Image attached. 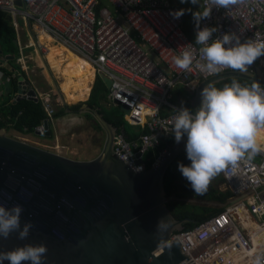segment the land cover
Returning <instances> with one entry per match:
<instances>
[{"label":"built area","instance_id":"1","mask_svg":"<svg viewBox=\"0 0 264 264\" xmlns=\"http://www.w3.org/2000/svg\"><path fill=\"white\" fill-rule=\"evenodd\" d=\"M107 2L0 0V10L10 14L16 31L22 18L35 33L64 45L93 65L95 74L107 82L108 100L127 105L129 112L124 113V119L141 131L132 140L117 132L119 141L114 151L132 164L131 168L143 170L150 159L147 152L171 135L167 130L176 115L174 109L181 107L178 99L190 98L197 82L209 76L195 66L188 71L175 66L173 56L191 45L199 58L200 46L185 35L182 16L171 15L179 9L170 0ZM204 6L212 11L200 27H216L213 39L236 33L242 42L249 38L264 40V0H243L229 10L200 0L201 11ZM193 31L196 35L195 27ZM38 47L44 52V47ZM254 64L264 67V57ZM43 94L38 98L45 117L33 128L40 137L46 133L42 120L50 119L54 111L51 100ZM165 149L154 156L150 167L158 163ZM259 155L250 162H240L236 170L230 167L221 173L229 191L221 211L190 230L170 235L169 239L179 243V251L195 264H249L248 253L254 248L264 249V152Z\"/></svg>","mask_w":264,"mask_h":264},{"label":"water","instance_id":"2","mask_svg":"<svg viewBox=\"0 0 264 264\" xmlns=\"http://www.w3.org/2000/svg\"><path fill=\"white\" fill-rule=\"evenodd\" d=\"M3 56L12 58L0 49V60ZM14 74L15 99L37 100L29 79L18 70ZM231 77L264 84V68L253 64L247 73L230 69L199 80L190 99L194 111L209 81ZM60 94L61 104H69ZM120 109L129 112L124 103ZM65 110L71 111L69 107ZM78 111L91 112L105 133L100 152L91 159L59 155L9 137L0 127V203L9 208L21 205V226L28 221L33 224L24 240L17 232L0 238V251L42 243L48 249L43 264H195L179 251L175 238L169 239L172 233L182 231L183 223L192 221L188 217L175 219L164 202L163 188L164 172L185 149L186 136L179 144L175 140L168 144L156 165L137 172L114 151L118 131L98 108L83 102ZM42 126L48 136V120L43 119ZM161 218L168 225L164 239L173 241V247L156 254L160 235L156 226Z\"/></svg>","mask_w":264,"mask_h":264},{"label":"clouds","instance_id":"3","mask_svg":"<svg viewBox=\"0 0 264 264\" xmlns=\"http://www.w3.org/2000/svg\"><path fill=\"white\" fill-rule=\"evenodd\" d=\"M242 2L243 0H208V3L226 10ZM180 3L197 5L200 0H180ZM185 11L179 9L171 12V15L179 18ZM211 11V7L204 6L203 11L192 12L196 28L195 44L200 46L199 58L197 49L189 45L172 57L175 66L185 71L195 66L208 76H214L225 69L247 73L257 59L264 56V40L249 38L242 42L236 33H225L222 37L213 39V33L218 30L216 27H200L202 20L210 18ZM95 76L96 74L94 81ZM200 97V106L195 111L184 107L183 103L180 108L174 109L176 115L171 129L167 130L174 135L177 144L185 136L187 138L185 152L190 164L178 163V170L197 196L203 195L211 181L222 172L230 167L236 170L240 162H250L264 152V143L258 140L264 129V87L259 82L253 81L247 85L234 78L218 88L214 81H209L202 88ZM51 119H47L48 129ZM134 170L139 172L142 168L136 167ZM23 211L19 204L9 208L0 203V238L7 239L13 232H17L21 240L29 236L33 224L28 221L21 226ZM156 227L160 234L156 254L165 249L170 251L173 241L164 239L163 236L168 227L165 219L161 218ZM47 251V246L42 243L17 246L12 250L0 251V264L4 261L9 264H43ZM248 255L249 264H264V249L254 248Z\"/></svg>","mask_w":264,"mask_h":264},{"label":"trees","instance_id":"4","mask_svg":"<svg viewBox=\"0 0 264 264\" xmlns=\"http://www.w3.org/2000/svg\"><path fill=\"white\" fill-rule=\"evenodd\" d=\"M171 5L178 9H185L184 15H182V28L185 35L189 39L195 41L194 27L195 22L192 17V12L201 11L198 5H192L191 3L181 4L180 0H170ZM191 9V11H187ZM17 37L16 28L12 22V18L9 13L4 10H0V49L3 54L12 55L11 59H7V64L10 68L1 67L2 72L7 76L8 84L11 90L7 92V98L0 99V127L5 129L12 128L19 132L32 133L33 128L38 125L40 120L45 117V113L40 104V100H32L27 97L21 99H14V94L17 91V79L14 74L15 70H18L25 76V71L21 68L17 59L20 57L19 46L15 43ZM38 42L46 45L48 42H52L51 38L38 34ZM66 57L65 61L63 60ZM52 73L59 80V86L66 101L74 102L71 104H56L54 111L51 114V118L59 117L67 113L65 107H69L71 111L78 112V107L83 103H87L91 107H96L103 114L105 119L112 123L116 127L118 132H121L126 139H135L141 132L139 128L129 126L124 119L123 112L119 105L108 103L107 98V82L100 75L96 74L94 81L95 70L87 60L79 55H74L64 45L60 43L55 44L54 52L52 55L44 57ZM77 67H84L81 72L76 71ZM26 77V76H25ZM237 79L241 84L250 85L251 81L241 77L224 78L218 81H214L216 87H222L224 83H230L232 79ZM94 81V83H93ZM80 89H76V84H80ZM93 83V86H91ZM91 86V88H90ZM90 89V91H89ZM82 90V91H81ZM179 91V90H177ZM89 92V94H88ZM85 100L83 99L87 96ZM174 100V98H172ZM187 107L189 110L194 111V106L190 101V98L181 96L177 104ZM87 118L93 119V114L89 111L83 112ZM10 126V127H9ZM94 126L101 129V126L97 121L94 122ZM49 135H50V130ZM264 132V130H261ZM174 135L171 134L167 138H163L159 145L147 152V156L150 158L146 161V167L149 168L154 156L158 155L159 151L165 149L168 144L174 141ZM262 143H264V135L258 137ZM256 157L260 158L258 154ZM178 163L189 165L190 161L186 157L185 149L177 154L174 159L167 166L163 176V188L165 198L170 195H174L179 198L194 196L199 198H206L210 200H218L226 203L229 192L228 190L220 191L217 189H207L203 195H195L191 189L189 182L181 175L178 170ZM223 179V178H222ZM224 180V179H223ZM170 213L176 220L190 219L189 223H183L182 231L192 229L196 224L203 222L207 217L215 212H219L223 209L224 205L219 207H208L205 205H198L192 203H185L178 200H170L165 202Z\"/></svg>","mask_w":264,"mask_h":264},{"label":"rangeland","instance_id":"5","mask_svg":"<svg viewBox=\"0 0 264 264\" xmlns=\"http://www.w3.org/2000/svg\"><path fill=\"white\" fill-rule=\"evenodd\" d=\"M102 1L104 4H109L107 0ZM18 22L21 26L20 31H24L25 33L24 41L31 39L30 36L28 37L27 22L24 21L22 18H19ZM23 52V55H25L23 56L25 66H21V68L25 71V76L27 79H29L31 86L33 88L35 87L34 89L37 90L39 93H44L43 95H47L52 102L53 108H55L56 104L61 105V89L59 86L58 78L55 76L54 73H52L51 70L47 69L45 64L42 63L39 59L38 55L36 61H34V57L36 55L33 54L34 57L32 56L31 58V54L28 52V50L24 49ZM41 53H38L39 56H41ZM151 56L153 57V55ZM65 59L66 57H64L63 60L65 61ZM17 61L20 63V65H23V61L19 59H17ZM83 68L84 67H77L75 70L81 72ZM75 86L78 90L81 87V83L76 84ZM58 88L60 91L58 90ZM85 98L80 100H84ZM77 101L67 102L71 104ZM94 122V118H87V116L83 112L70 111L60 118L55 119L54 117V119L51 120L49 125L50 135L48 136L40 137L38 136V134H34L33 132H19L12 128L6 129V135L18 140L25 141L29 144L35 145L42 149H46L48 151L53 150L52 152L55 151L54 153H57L59 155H63L72 159L79 158L78 160H86L94 158L98 155L105 137L104 130L94 126ZM257 158L258 157H255L254 159ZM222 178V174L216 176L211 181L208 189L212 188L224 191L225 183ZM228 199L226 203L228 202ZM170 200H178L185 203L205 205L208 207H219L225 204L223 203V201L213 199L210 200L194 196L179 198L174 195H170L169 197L165 198L164 202Z\"/></svg>","mask_w":264,"mask_h":264},{"label":"crops","instance_id":"6","mask_svg":"<svg viewBox=\"0 0 264 264\" xmlns=\"http://www.w3.org/2000/svg\"><path fill=\"white\" fill-rule=\"evenodd\" d=\"M197 5L200 7V4H197ZM20 29H21V26L19 28V31H16L17 32L16 39H17V44L19 46V51L22 54L20 56L21 58L20 57L18 58L19 60L23 61L22 62L23 65H21V66H25L24 59H23V56H25V55H23L24 54L23 50L26 49L31 54V58H32V56L34 57V55H36L34 57V61H36V58H37V55H38V57L41 60V62L44 63L45 66L47 67V69L49 70L48 65L46 63V60L44 59V56H43L44 55L43 48H39L38 47V46L41 45V47H44L45 48L44 43L38 42V39H37L38 37L36 36L38 34L33 31V29L31 28L30 25H28V37L30 36L31 39H28L27 41H24L25 40L24 39L25 33H24V31L21 32ZM38 53H41V56H39ZM3 55H7V54H3ZM2 66L3 67H6V68L8 66V64H7V58H5L4 56L2 57V60H0V99H5V98H7V92L11 90V87L8 84L7 76L1 70V67ZM8 68H10V67L8 66ZM36 92L39 93L37 90H36ZM88 94H89V92H88ZM14 96H16V92H15ZM64 115H62V116H64ZM62 116L55 117V119L56 118H60ZM52 119H54V118H52ZM261 135L263 136L264 135V132H261ZM49 151H53V150H49Z\"/></svg>","mask_w":264,"mask_h":264},{"label":"bare ground","instance_id":"7","mask_svg":"<svg viewBox=\"0 0 264 264\" xmlns=\"http://www.w3.org/2000/svg\"><path fill=\"white\" fill-rule=\"evenodd\" d=\"M55 44L56 43H53V42H48L46 45H44L45 46V48H44V57H47V56H49V55H52L53 54V52H54V48H55ZM68 49V48H67ZM69 50V49H68ZM70 51V50H69ZM72 52V51H71ZM74 55H77V54H75L74 52H72ZM86 60V59H85ZM262 130H264V129H262ZM224 183H225V190H228V188H227V184H226V182L224 181ZM229 192V191H228Z\"/></svg>","mask_w":264,"mask_h":264},{"label":"flooded vegetation","instance_id":"8","mask_svg":"<svg viewBox=\"0 0 264 264\" xmlns=\"http://www.w3.org/2000/svg\"><path fill=\"white\" fill-rule=\"evenodd\" d=\"M192 96H193V95H192ZM192 96H191V97H192ZM191 97H190V99H191Z\"/></svg>","mask_w":264,"mask_h":264}]
</instances>
